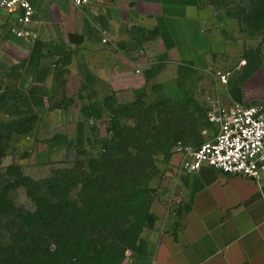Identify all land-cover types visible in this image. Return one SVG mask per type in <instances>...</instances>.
I'll use <instances>...</instances> for the list:
<instances>
[{"label":"crops","instance_id":"0c3cea01","mask_svg":"<svg viewBox=\"0 0 264 264\" xmlns=\"http://www.w3.org/2000/svg\"><path fill=\"white\" fill-rule=\"evenodd\" d=\"M28 1L35 18L29 36L19 38L24 56L11 70L13 102L46 121L59 119L52 129L73 125L78 149L109 124L106 112L89 119L85 109L103 111L109 97L119 105L146 99L150 83L161 99L185 104L191 93L180 84V65L196 63L202 74L215 53L217 39L204 20L213 11L200 0H89L87 7ZM161 54L167 64L149 82L145 73ZM258 88L251 98L235 88L232 104L223 105L264 104V83ZM173 160L185 196L183 225L142 264H264V172L254 180L212 167L184 174L182 156Z\"/></svg>","mask_w":264,"mask_h":264},{"label":"rangeland","instance_id":"374dc122","mask_svg":"<svg viewBox=\"0 0 264 264\" xmlns=\"http://www.w3.org/2000/svg\"><path fill=\"white\" fill-rule=\"evenodd\" d=\"M200 2L213 11L206 12L204 20L217 39L215 53L202 74H196V63L186 61L180 65L183 74L180 84L191 93L185 104L166 102L160 98V90L153 93L149 87L145 107H123L129 117H122L121 123L135 135L122 151L116 145L109 124L98 130L94 141L88 140L89 146L82 150L75 145L73 125L52 129L59 119L46 121L38 113L22 109L13 102L15 78L11 70L22 62L24 44L12 32L14 23L0 10V142L3 150L0 179L12 180L6 170L13 166L41 186L64 184L72 190L73 202L83 211L81 217L99 222L92 230L87 248L81 252L82 258H87L86 264H142L182 227L186 207L181 175L173 160L177 145L182 142L197 146L214 132L216 128L206 119L210 101L230 105L235 88L244 98H251L264 83V28L252 32L236 19L227 17L225 12L217 11L209 0ZM150 62L152 60H143V63ZM218 72L228 75L227 83L218 81ZM162 101L166 104L153 115L155 126L151 139L147 140L142 133L147 128H139L141 122L131 115H142V122L147 124L149 118L141 111ZM116 108L113 104V109ZM119 151L120 157L130 160L136 168L131 172L120 168V174L116 172L115 196L113 204L107 205L108 210L100 214L88 212L76 195L94 180L95 170L106 166L101 164L103 154ZM13 197L17 205L34 209L24 188L17 190ZM89 245L91 250L87 251Z\"/></svg>","mask_w":264,"mask_h":264},{"label":"trees","instance_id":"16d2710c","mask_svg":"<svg viewBox=\"0 0 264 264\" xmlns=\"http://www.w3.org/2000/svg\"><path fill=\"white\" fill-rule=\"evenodd\" d=\"M209 2L217 11L225 12L227 17L236 19L252 32L264 28V0H209ZM166 61V57L160 58L146 71L145 76L149 82L165 68ZM182 76L180 72V77ZM149 87L153 93L160 90L154 83H150ZM166 102L162 101L153 107L150 105L147 107L148 110L141 111L149 118L147 124L142 122V115L140 117L138 114L131 115L141 122L139 128L142 126L147 128L142 132L147 140L151 139L152 128L155 126L153 115ZM113 104L117 105L116 109H113ZM145 104V97L121 105L117 104L115 98L109 97L105 101V110L85 109L84 113L89 119H96L106 112L109 116V127L115 134L116 145L122 151L135 135L121 123L122 117H129L125 115L124 108L141 109ZM177 133L180 131H176ZM120 151L117 154H103L101 164L106 166H100L95 170L94 180L84 185L79 195H76V198L82 200L88 212L100 214L108 210L107 205L113 204L115 196L118 176L116 172L120 174V168L125 172H131L136 168L130 160L125 161L120 157L122 156ZM2 157L0 142V160ZM6 171L12 180L3 182L0 179V264L88 263L87 258H82L81 252L87 248L92 230L99 222L81 217L83 211L77 202H73L75 196H72L74 195L72 190L66 188L64 184L41 186L24 176L21 169L13 166L8 167ZM20 188L26 190L34 205L33 210L17 205L13 194ZM87 202L89 204H86ZM89 250L90 245L87 251Z\"/></svg>","mask_w":264,"mask_h":264},{"label":"built area","instance_id":"2783aa9c","mask_svg":"<svg viewBox=\"0 0 264 264\" xmlns=\"http://www.w3.org/2000/svg\"><path fill=\"white\" fill-rule=\"evenodd\" d=\"M77 7H87L89 0H73ZM0 10L10 18L12 32L18 38H27L26 28L35 18V9L28 0H1ZM221 83L228 75L216 74ZM207 120L216 130L213 137L190 146L179 143L176 153L182 156L180 172L194 174L203 167H212L229 176L257 179L264 172V104L225 106L210 101Z\"/></svg>","mask_w":264,"mask_h":264}]
</instances>
